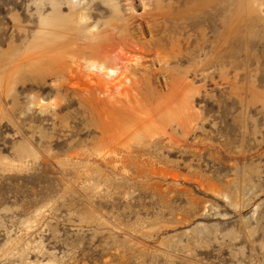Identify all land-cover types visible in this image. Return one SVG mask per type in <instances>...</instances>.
<instances>
[{
    "label": "rangeland",
    "instance_id": "1",
    "mask_svg": "<svg viewBox=\"0 0 264 264\" xmlns=\"http://www.w3.org/2000/svg\"><path fill=\"white\" fill-rule=\"evenodd\" d=\"M127 1L0 0V264H264V0ZM160 6L177 17L154 34L181 41L167 66L181 112L194 101L192 133L122 122L59 98L51 79L37 85L28 58L41 51L30 47L40 16L63 24L84 11L102 34L150 39ZM127 57L159 67L144 51ZM151 89L170 92L162 77ZM102 122L115 139L101 138ZM146 126L157 142L129 164Z\"/></svg>",
    "mask_w": 264,
    "mask_h": 264
},
{
    "label": "bare ground",
    "instance_id": "2",
    "mask_svg": "<svg viewBox=\"0 0 264 264\" xmlns=\"http://www.w3.org/2000/svg\"><path fill=\"white\" fill-rule=\"evenodd\" d=\"M128 1L133 4L134 0ZM140 1L144 6L148 2V0ZM172 18L177 20V17H173V13L160 6L157 12L146 21L150 39L144 36V32L142 36L127 32L117 39L115 35L102 34L98 24H89L87 14L84 11L76 12L69 20H62L63 24L56 17L40 16V29L34 35L30 47L39 48L41 51L28 58L31 63L28 65L27 62L26 65L28 67L33 66L31 71L36 76L37 85L39 82L44 85L48 79H51L49 88L59 98L62 97L63 92L74 94L79 98L81 105L91 107L98 105L97 107L100 106L103 114L120 118V121L129 119V123L149 119L154 123L152 126L158 128L159 121L162 123L174 121L185 134H189L196 126L194 119L191 118L193 115L188 113L191 108L194 111V101L191 100L185 106L187 108L185 113L184 109H182L183 113L181 112V108L184 106L180 107L177 102L175 72L167 66L173 58L178 57V53H182L181 41L177 36L171 37L168 42H165L163 38H156L155 28L161 30L160 22L173 20ZM222 24L224 29L218 42L219 53H223L225 48V20H222ZM15 26L20 31L25 30L20 25L15 24ZM162 29L164 28L162 27ZM201 34L206 37L205 31H201ZM80 37L87 41L82 44ZM56 40L59 42L58 44L55 42ZM187 43L190 44L191 41L189 40ZM196 48L198 46L192 48L188 53H196ZM168 49H171L172 53H165ZM128 50L147 52V54L154 56L150 60L153 59L152 62L158 63L159 67L153 70V65L151 67L146 62H131L127 57ZM5 72L7 73V71ZM195 72L199 74L201 71L195 70ZM161 77L164 78L165 86L170 88V92L162 96L157 94L156 97L152 95L150 89L154 85L155 78ZM168 78L171 81H168ZM54 101L57 100L54 99ZM33 103L41 109H46L48 106L46 100L41 96H34ZM181 103L183 105V102ZM106 122H102L98 127L101 129V138L115 139L116 133L112 132L114 129L110 130L112 125L109 126L110 123L106 124ZM152 129V127L146 126L143 131L139 132L137 147L131 149L129 156L127 155L128 159H125V161L129 160V164L141 163L145 149L156 144L157 141L152 139L154 138ZM133 131L135 132L134 129ZM110 159H108L109 161L106 160L108 165L109 163H116L112 158Z\"/></svg>",
    "mask_w": 264,
    "mask_h": 264
}]
</instances>
